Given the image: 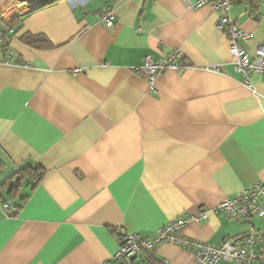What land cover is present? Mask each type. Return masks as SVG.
Listing matches in <instances>:
<instances>
[{"label": "crops", "instance_id": "crops-1", "mask_svg": "<svg viewBox=\"0 0 264 264\" xmlns=\"http://www.w3.org/2000/svg\"><path fill=\"white\" fill-rule=\"evenodd\" d=\"M198 1L59 0L28 11L0 0L13 54L0 64V185L26 168L43 174L35 188L24 173L17 190H0V264L111 263L122 235L151 238L177 218L189 220L184 238L215 246L264 231L257 218L212 211L264 186V76L243 83L210 3L187 6ZM260 1L231 5L250 56L264 44ZM26 36L52 46L35 49ZM176 51L188 68L159 75L151 90L136 69ZM203 209L206 219L192 220ZM147 257L195 264L170 243L134 264Z\"/></svg>", "mask_w": 264, "mask_h": 264}, {"label": "built area", "instance_id": "built-area-1", "mask_svg": "<svg viewBox=\"0 0 264 264\" xmlns=\"http://www.w3.org/2000/svg\"><path fill=\"white\" fill-rule=\"evenodd\" d=\"M233 0H199L192 5L187 2V6L195 8L209 2L218 19L216 27L228 41V53L232 59L234 70L243 78V83L252 89L250 77L252 75L264 76V44H259L253 56H250L241 46V43L249 39V35L243 32L238 20L231 15V5ZM264 7V0L260 1ZM101 22L106 27H112L115 22V4H112L101 16ZM8 34L0 23V50L5 54V58L0 60L2 65H10L12 51L9 49ZM188 68L183 62L180 51H176L167 57L165 62H153L146 58L141 71L147 76V81L151 90L155 79L169 71L176 70L182 72ZM218 72L219 68H213ZM264 199V186L253 184L243 192L231 199L220 202L214 210L216 214H222L229 222H239L257 218L264 224V210L262 208ZM3 210L7 215H12V208L8 203L3 204ZM209 211L199 210L192 220L200 221L206 219ZM188 219L177 218L161 228L151 238H141L137 234H124L121 236L119 246L110 262L103 264H134L133 258L140 253L153 255L155 249L165 243L178 246L185 252H190L194 257L195 264H218L227 262L232 264H264V231L251 226L248 233L234 241L226 240L220 245H210L186 239L182 235V230L186 226Z\"/></svg>", "mask_w": 264, "mask_h": 264}, {"label": "trees", "instance_id": "trees-1", "mask_svg": "<svg viewBox=\"0 0 264 264\" xmlns=\"http://www.w3.org/2000/svg\"><path fill=\"white\" fill-rule=\"evenodd\" d=\"M244 1L246 3H250L251 5H255L257 0H244ZM47 6H50V5H47ZM24 40L29 46L35 49H49L52 46L47 39L42 38V37L26 36ZM24 173L28 174L29 182L33 184L32 186L33 188H35L38 185V183L41 181L42 176H43L42 173H39V169L26 168L24 170H21L15 176L8 179L4 184L0 185V190L6 189L8 193H10L12 190H17L20 186V183L23 181ZM26 199L27 197L24 198L23 201H25ZM145 262L146 264H161L160 262H158L152 257H147L145 259Z\"/></svg>", "mask_w": 264, "mask_h": 264}, {"label": "water", "instance_id": "water-1", "mask_svg": "<svg viewBox=\"0 0 264 264\" xmlns=\"http://www.w3.org/2000/svg\"><path fill=\"white\" fill-rule=\"evenodd\" d=\"M57 1H59V0H40V1L28 4V6H26V9L28 11H31V10L36 9V8H42V7H45L47 5H51ZM23 2H24V0H23ZM135 259L136 258L134 257L133 260H135Z\"/></svg>", "mask_w": 264, "mask_h": 264}, {"label": "bare ground", "instance_id": "bare-ground-1", "mask_svg": "<svg viewBox=\"0 0 264 264\" xmlns=\"http://www.w3.org/2000/svg\"><path fill=\"white\" fill-rule=\"evenodd\" d=\"M38 0H27V2H26V0H24V5L25 6H28V4H30V3H33V2H37Z\"/></svg>", "mask_w": 264, "mask_h": 264}, {"label": "rangeland", "instance_id": "rangeland-1", "mask_svg": "<svg viewBox=\"0 0 264 264\" xmlns=\"http://www.w3.org/2000/svg\"><path fill=\"white\" fill-rule=\"evenodd\" d=\"M38 1H40V0H38ZM26 2H27V0H26Z\"/></svg>", "mask_w": 264, "mask_h": 264}]
</instances>
